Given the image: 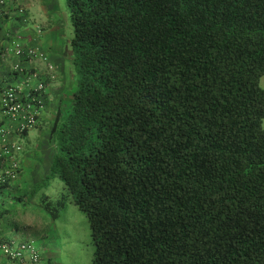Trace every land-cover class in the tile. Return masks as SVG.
I'll return each mask as SVG.
<instances>
[{
  "label": "trees",
  "instance_id": "trees-1",
  "mask_svg": "<svg viewBox=\"0 0 264 264\" xmlns=\"http://www.w3.org/2000/svg\"><path fill=\"white\" fill-rule=\"evenodd\" d=\"M65 3V192L43 209L74 201L93 264H264V0Z\"/></svg>",
  "mask_w": 264,
  "mask_h": 264
},
{
  "label": "rangeland",
  "instance_id": "rangeland-1",
  "mask_svg": "<svg viewBox=\"0 0 264 264\" xmlns=\"http://www.w3.org/2000/svg\"><path fill=\"white\" fill-rule=\"evenodd\" d=\"M62 2L67 10L65 0ZM69 28V33L73 34L70 18ZM73 74L75 72H71L61 84L53 86L51 99L48 87L53 85L49 83L52 80L46 81L44 110L40 115L39 125L30 131L35 137H32L33 140L29 139L30 143L23 142L24 152L26 148L30 151L28 145L35 149L30 153L31 158L27 162L29 166L24 168L20 176L25 175L27 178L24 182L21 178L14 182L10 195H6L1 206L6 212V217L0 220L5 237L18 242H34L41 257L39 264H93L94 260L88 218L74 201L70 198L66 207L60 211L59 219L53 220L43 209L41 200L43 195H47L53 202H57L65 192L59 176L52 173L55 147L50 133L58 109L61 108L67 114L72 106L76 89ZM259 87L264 89V76ZM262 127L264 128V120ZM38 145L41 148L39 150L36 149Z\"/></svg>",
  "mask_w": 264,
  "mask_h": 264
},
{
  "label": "crops",
  "instance_id": "crops-1",
  "mask_svg": "<svg viewBox=\"0 0 264 264\" xmlns=\"http://www.w3.org/2000/svg\"><path fill=\"white\" fill-rule=\"evenodd\" d=\"M1 1L0 51L11 48L15 44L25 50H36L43 57L38 55L22 59L15 54L9 55L0 63V83L13 82L15 77L10 74H12L13 67L20 64L26 71L41 74L46 76L49 81L52 80L49 83L53 85L48 87L51 99L53 86L61 84V81H64L71 72H75L72 67L73 55L70 48V40L73 35L69 33V16L66 14L67 10L62 6V0H17L14 3L8 1L5 5H2ZM50 66L53 67L52 70H49ZM32 137L35 135L29 132L23 140L30 143V140H33ZM37 148L41 149L39 145ZM28 149L30 151H27L26 148L22 157V173L24 168L29 166L27 162L31 158L30 153L35 150L30 145H28ZM20 178L24 182L27 177L22 175ZM11 188L4 192V199L10 195ZM5 217L6 212L3 210L0 213V220ZM3 230L0 227V236L6 238Z\"/></svg>",
  "mask_w": 264,
  "mask_h": 264
},
{
  "label": "built area",
  "instance_id": "built-area-1",
  "mask_svg": "<svg viewBox=\"0 0 264 264\" xmlns=\"http://www.w3.org/2000/svg\"><path fill=\"white\" fill-rule=\"evenodd\" d=\"M8 1L14 3L17 0H2L1 4ZM11 54L22 59L39 55L36 50H25L13 44L11 48L0 51V63ZM52 69L50 66L49 70ZM11 73L15 77L13 82L0 83V213L3 211L4 192L21 176L23 139L39 125L48 80L46 76L26 71L20 64L14 66ZM40 259L34 242H18L0 236V264H39Z\"/></svg>",
  "mask_w": 264,
  "mask_h": 264
}]
</instances>
